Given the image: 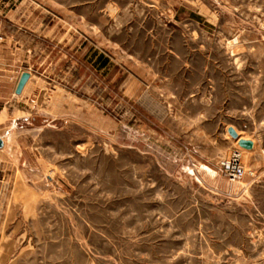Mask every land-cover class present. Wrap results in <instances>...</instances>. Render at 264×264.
Masks as SVG:
<instances>
[{
	"label": "rangeland",
	"instance_id": "374dc122",
	"mask_svg": "<svg viewBox=\"0 0 264 264\" xmlns=\"http://www.w3.org/2000/svg\"><path fill=\"white\" fill-rule=\"evenodd\" d=\"M0 137V264H264V0H0Z\"/></svg>",
	"mask_w": 264,
	"mask_h": 264
},
{
	"label": "crops",
	"instance_id": "0c3cea01",
	"mask_svg": "<svg viewBox=\"0 0 264 264\" xmlns=\"http://www.w3.org/2000/svg\"><path fill=\"white\" fill-rule=\"evenodd\" d=\"M17 10L19 12L18 11L17 12L12 11L11 14L16 15L17 13H20V12H22L24 14V12L26 11V9L23 10L21 8L20 9L18 8ZM27 19L26 20L24 19V21H22V22H21V20H17L15 22H13L14 23L13 25H14L15 29L17 30V31H15L16 33H14L17 38L14 39L15 37H10V38H7V40H6L7 50L9 51L8 61H11V59H13V55L17 54L18 52H22V55H25V51H24L25 49H27V52L30 53V50L28 48L30 46V42L33 41L31 32H37L38 35H40V33L45 34L47 31V26L43 22V16L38 17L36 19H33L31 22L29 20L31 18L28 17ZM62 33L63 32L60 31V35H62ZM15 87H14V90H15ZM24 88H25V86H24ZM24 88H23V90H24ZM14 95H15V93H14ZM0 138L2 139V137H0Z\"/></svg>",
	"mask_w": 264,
	"mask_h": 264
},
{
	"label": "water",
	"instance_id": "95a60500",
	"mask_svg": "<svg viewBox=\"0 0 264 264\" xmlns=\"http://www.w3.org/2000/svg\"><path fill=\"white\" fill-rule=\"evenodd\" d=\"M29 77H30V75L28 72H23L20 75L18 82L16 84V87H15V90H14L15 95L21 94V92H22L25 84L27 83ZM227 132L232 139L237 141V144L240 148L245 149V150H251L253 148V142L251 140L239 138L236 130L233 127H229L227 129ZM2 147H3V140L0 138V149Z\"/></svg>",
	"mask_w": 264,
	"mask_h": 264
},
{
	"label": "built area",
	"instance_id": "2783aa9c",
	"mask_svg": "<svg viewBox=\"0 0 264 264\" xmlns=\"http://www.w3.org/2000/svg\"><path fill=\"white\" fill-rule=\"evenodd\" d=\"M224 173L231 180H240L244 175V170L239 163L237 154H235L231 161L222 164Z\"/></svg>",
	"mask_w": 264,
	"mask_h": 264
},
{
	"label": "bare ground",
	"instance_id": "6f19581e",
	"mask_svg": "<svg viewBox=\"0 0 264 264\" xmlns=\"http://www.w3.org/2000/svg\"><path fill=\"white\" fill-rule=\"evenodd\" d=\"M238 134V133H237ZM239 136V138H240V135H238ZM236 141V140H235ZM237 142V141H236Z\"/></svg>",
	"mask_w": 264,
	"mask_h": 264
}]
</instances>
